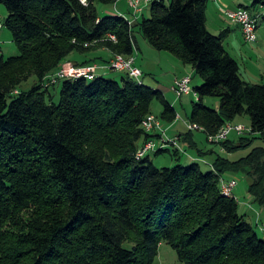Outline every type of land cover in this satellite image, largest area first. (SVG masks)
<instances>
[{
	"label": "trees",
	"instance_id": "obj_1",
	"mask_svg": "<svg viewBox=\"0 0 264 264\" xmlns=\"http://www.w3.org/2000/svg\"><path fill=\"white\" fill-rule=\"evenodd\" d=\"M118 1L0 0L8 13L4 29L19 51L8 58L0 52V264H154L162 244L182 264H264V224L239 212L236 187L229 197L221 193L227 175H243L251 204L264 206V147L229 159L250 147L249 135L264 137V84L241 78L223 46L228 31H208L207 0H157L149 18H132L131 25L112 9ZM260 8L264 0L236 8L254 21L256 41ZM231 24L247 43L241 26ZM135 32L201 80L192 89L191 79L189 93L180 96L196 99L178 147L168 143L141 157L142 145L161 138L142 125L152 103L162 106L157 118L166 140H175L166 126L178 120L143 75L137 81L109 62L106 75L95 67L90 79L47 84L72 54L107 49L114 57L133 56ZM31 78L33 86L21 90ZM207 98L218 100L215 108L205 105ZM243 115L250 126L236 142L229 140L234 132L209 141ZM197 133L218 152L199 150L192 141ZM165 153L175 164L156 167L152 157Z\"/></svg>",
	"mask_w": 264,
	"mask_h": 264
},
{
	"label": "rangeland",
	"instance_id": "obj_2",
	"mask_svg": "<svg viewBox=\"0 0 264 264\" xmlns=\"http://www.w3.org/2000/svg\"><path fill=\"white\" fill-rule=\"evenodd\" d=\"M163 1L165 2L166 5H169L171 0H163ZM241 3L244 6H250L251 5V1H248V0H242ZM119 6L121 8H124L123 3H120ZM150 7H151V4L142 8V11H141L142 13L141 14L139 13L137 18L140 19L142 16L144 18H149L150 17V14H149ZM98 8H99V6H98ZM112 9L114 11H116L114 9V7ZM124 15H126V14H124ZM7 16H8V13L6 11V8L4 7V5L0 4V22L4 23ZM129 16H130V14L128 15V19L131 18ZM126 18H127V16H126ZM259 25L260 26L257 29V35L259 36V38H262L263 41H262V45H260L259 48L254 51L255 54H261L262 51H264V21L260 20ZM209 30L212 31L213 29H211V27H210ZM212 32H214V31H212ZM0 33H1L0 34V48H1V53L3 54V56L5 58L17 56L19 54V51L17 50L16 45L12 42L9 32L6 29H3V31H1ZM6 34L8 36H6ZM135 36H136V43L138 44V47H140V49H141L140 53L138 51L139 56L137 55V51L135 52V56H137V58H138V65L144 70V68H146L145 64L151 58L150 54L146 53V48L150 49V51H152V53H153V55H155V57H158L160 52L156 51L152 47L150 48V46L146 43V41L143 38V36L141 35V33H136ZM256 43L257 42L252 43V44L251 43L247 44L245 46L246 47L245 49H249V50L252 49L253 50L256 47ZM161 53H163V52H161ZM164 53L166 54L167 52H164ZM249 53H251V52H249ZM72 55H74V54H72ZM72 55H70V56H72ZM230 55H231V57L236 59L237 62H241L242 58L244 59V57L239 56V54L237 52H233L232 50H230ZM246 60H247L246 63L250 65V68L255 67L259 63H263L261 60L256 61L255 56L248 57ZM171 61H173V60H171ZM176 62L180 63L178 61H173V62L168 64L165 60H162V64H163V66H162L157 60H155L154 61L155 64L151 65V67L155 73L153 74L152 77L144 76L143 79H144V82L146 84H148L150 86H154L156 88L160 87V86H157L158 83H160L161 86L165 87V88H168V86H169L168 91L164 92V96L169 101V103L174 107L178 120L171 123V125H167L166 127H169V128L171 127L170 128L171 133L176 134V133L180 132V134H183L186 132V125L185 124L188 122L187 120H188V117H189L190 112H191V106H192V103L194 102V100L196 99V97H194V94H191L189 96H183V97L177 98V96H175V94L170 91L171 90L170 87H172L171 86L172 76H174V74L176 72H178L177 68L179 67V64H176ZM173 64L175 65L174 69H173ZM68 65L73 66V63L67 62L63 65V67L64 66L66 67ZM144 65H145V67L143 68L142 66H144ZM180 65H182V64L180 63ZM188 68H189V71L193 75L191 88L193 89L195 87L200 86L201 85L200 78L194 73V71L190 68V66ZM160 69H162L163 71H169L170 73H173L171 76L168 77V78H171L169 85H168V83H166L167 78L162 75ZM262 71L264 73V70H262ZM145 72H146V74L148 73V71H145ZM34 83H35V79L31 78L27 83H24L22 85L21 90H24V91L29 90L33 86ZM53 98H54L53 99L54 103L58 102L59 87H56ZM217 103H218L217 99H213V98L205 99V105H207L208 107H211V108L214 107L215 108V105ZM151 110H152V113H154V115L152 114V115H148V116L157 117V116H159V114L162 111V106L157 101H154L151 105ZM155 114H156V116H155ZM235 123H240L246 127L250 126L249 118L247 116H244V115L237 118L235 120ZM255 136L249 135V138H253V137L255 138L252 140L250 147H247L246 149L238 150L234 153H231L229 159L237 160L240 157L245 156L254 147H259V146L264 147V137H260V135H255ZM238 137H239L238 135H236L235 133H232L229 136V140L232 142H236ZM199 138L202 140L201 143H202L203 147H205L207 150H214V151L218 152V147L211 145V144H208L205 140V137L202 134H199ZM152 160H153L154 165L158 168L172 167L175 164L173 157H171L170 154H168V153L158 155L154 158L152 157ZM200 165H201V167H204L203 168L204 171H207V166H203V164H200ZM226 177H229V176L227 175ZM235 178L237 181V186L234 189V194H235L237 200H239V205H240L239 206V212H243V210H244V208H243L244 204L243 203H244V198L246 196L248 180L243 175H238ZM246 204L251 205L248 203H246ZM255 208L257 209V210L254 209V212H257L256 218L258 215L259 216L261 214L264 215V206H262V207L255 206ZM250 216L254 217V214L251 211H250ZM154 264H182V263H180L178 261L175 252L171 249V247L169 245L162 244L159 248L158 256H157Z\"/></svg>",
	"mask_w": 264,
	"mask_h": 264
},
{
	"label": "crops",
	"instance_id": "obj_3",
	"mask_svg": "<svg viewBox=\"0 0 264 264\" xmlns=\"http://www.w3.org/2000/svg\"><path fill=\"white\" fill-rule=\"evenodd\" d=\"M207 1H208V4H207V10H206V26H207L208 31L211 34L215 33L214 35H216V34L219 35L220 33L224 32V31H228L227 36L225 37V40L223 42V46L229 55H230V50H232L233 52H237L239 54V56L244 57V59L242 58L241 62H238L239 66H240L239 71H240L241 78L244 81L251 83V84H264V73L262 71V70H264V51H262L261 54H255V52H254L255 50H257L259 48L260 45H262L263 39L259 38V36H258V40L256 41L257 42L256 47L253 50L252 49H250V50L245 49L246 48L245 46L247 45V43L245 44V42L243 41L239 27L231 24V22L225 17V15H223L224 13L222 12V9L235 10L236 8L244 6L241 3L242 0H207ZM248 1L252 2V0H248ZM120 3H123L124 8H121L119 6ZM115 6H116L115 10L117 9L116 13L121 12L122 15H124V14L129 15L130 14L129 17L133 18V15H134L133 11L128 7L125 0H120L119 2H117V4ZM146 6H147V4H144V3L141 4L142 8H144ZM103 12L104 13L108 12V10L103 9ZM261 13L264 14V9H262V8H260L259 10H256V12H254L255 15H261ZM138 14H136L135 17H138ZM210 27H211V29H213L212 31H214V32L209 30ZM3 29L1 31H3ZM6 36H8V35L6 34ZM136 45H137L136 51H137V55H138V51L140 53L141 49H140V47H138L137 43H136ZM150 48H151V46H150ZM0 52H1V48H0ZM249 52H251V53H249ZM146 53L150 54L151 58L145 64L146 68H144L145 65L142 66L144 68V70L138 65L137 56H135V54L133 55L134 65L141 70L143 77L144 76H150V77L153 76V74L155 72L152 69L151 65L155 64L154 63L155 60H157L162 66H163L162 60H165L168 64L173 62V61H178L177 59L172 57L169 53L165 54L164 52L163 53L160 52V54L158 53L159 54L158 57H155V55H153L152 51H150V49H148V48H146ZM251 56H255L256 61L261 60L263 63H259L255 67L250 68V65L246 63L247 62L246 59L248 57H251ZM113 57L114 56L107 49H99L96 51H92L90 53L74 54L72 56H69L68 62L74 63L77 61L78 62H84V61L90 60L91 61L90 65H94L96 67V71L98 74L106 75L107 73H109L108 70L106 69V67ZM171 60H173V61H171ZM178 62H180V61H178ZM180 63L176 62V64H179V67L177 68L178 72H176L174 74V76H172L171 86H173L172 83L174 82L175 79H179V78H182L185 76H189V77H191V79L193 77L192 73L189 71V68H188L189 66L183 65L182 63H181L182 65H180ZM174 68H175V65L173 64V69ZM145 71H148V73L146 74ZM160 71H161L162 75L167 78L166 83H168V85H169L171 78H168V77L171 76L173 73H170L169 71H163L162 69H160ZM143 77H142V80L144 81ZM157 86H160V87L156 88L154 86L149 85V87L154 88L156 90H160L163 93L168 91V89H169V86H168V88H165V87H162L160 83H158ZM175 96H176V94H175ZM164 98H165V96H164ZM165 100L168 101L166 98H165ZM153 115H154V113H153ZM155 116H156V114H155ZM161 124L163 125V127H165L164 123H161ZM170 128L168 127V132H167V135L169 138H173V137L177 138L179 135H182V134H180V132L176 133V134L171 133ZM199 134L200 133L193 134L192 141L196 144V146H198V149L202 151L205 149V147H203V145L201 143L202 140L199 138ZM220 152H223L222 148H220ZM223 153H225V152H223ZM192 155L196 157V152H194ZM225 178L231 179L233 177L229 176V177H225ZM247 188H248V185H247ZM250 202H252V201H251L250 196L248 195V191L246 190V196L244 198V203H243L244 204L243 205L244 210L241 213L246 217V219L249 223L255 224L257 222V219L260 218L259 220H260L261 224H264V215H262V214L260 216L258 215L259 217L257 216L258 218L256 219V213L257 212H254V209L257 210L255 208V206H257V205L251 204ZM246 203L251 204V205H247ZM250 211L254 214V217L250 216Z\"/></svg>",
	"mask_w": 264,
	"mask_h": 264
},
{
	"label": "built area",
	"instance_id": "obj_4",
	"mask_svg": "<svg viewBox=\"0 0 264 264\" xmlns=\"http://www.w3.org/2000/svg\"><path fill=\"white\" fill-rule=\"evenodd\" d=\"M128 7L133 11V18L138 13H141L142 7L141 4H151L157 0H125ZM116 5V4H115ZM225 17L232 23L238 24L242 28V32L244 35V39L247 43H254L256 42V34H255V26L254 21L250 19L248 13L242 9L236 10H229V9H222ZM120 14V13H119ZM134 19L129 21L128 23L131 25ZM3 29V23L0 22V31ZM113 39L114 37L111 36ZM109 68L117 71V72H126L128 75L134 79H139L142 77V72L139 68L134 65V58L133 56L125 58L121 55H116L109 63ZM95 71V66H84L80 68H75L72 65L64 66L62 69L57 72L56 74L49 77V81L47 84H53L56 82L57 79H69V78H91ZM191 77L185 76L179 79H175L173 82V86L171 87V91L176 94L177 97H180L184 94H188L190 91ZM143 127L147 132L154 131L161 134V138L159 137L158 144L152 141L146 142L138 149V156L141 157L144 154L154 151L157 147L166 146V144L171 143L172 145L178 147V144L175 140H166L165 139V131L162 129V124L157 117L147 116L142 123ZM248 129L243 125H236L235 127L231 125H226L219 130V132L215 136L209 137L210 142H221L227 139V136L230 135L232 132L236 133L237 135L243 134ZM237 182L236 180H228L221 182V193L229 197L232 194V190L236 187ZM264 231V229H263Z\"/></svg>",
	"mask_w": 264,
	"mask_h": 264
},
{
	"label": "bare ground",
	"instance_id": "obj_5",
	"mask_svg": "<svg viewBox=\"0 0 264 264\" xmlns=\"http://www.w3.org/2000/svg\"><path fill=\"white\" fill-rule=\"evenodd\" d=\"M115 1V0H114ZM118 1V0H117ZM119 2V1H118ZM116 7V6H115ZM117 10V9H116ZM130 11V10H129ZM132 12V11H131ZM130 13V12H129ZM111 14V13H110ZM117 14V13H116ZM124 14V13H123ZM132 14V13H131ZM122 16V15H121ZM125 16H127V18H128V15H125ZM135 22V21H134ZM134 24V23H133ZM76 65V64H75ZM79 66V65H78ZM114 72V71H113ZM116 73V72H115ZM141 80V79H140ZM150 135V134H149ZM154 136V135H153ZM174 138V137H173ZM172 138V139H173ZM175 139H176V137H175ZM178 142V141H177ZM181 142V141H180ZM167 145V144H166ZM220 145V144H219ZM181 147V146H180Z\"/></svg>",
	"mask_w": 264,
	"mask_h": 264
},
{
	"label": "clouds",
	"instance_id": "obj_6",
	"mask_svg": "<svg viewBox=\"0 0 264 264\" xmlns=\"http://www.w3.org/2000/svg\"><path fill=\"white\" fill-rule=\"evenodd\" d=\"M152 4V3H151ZM3 28H4V26H3Z\"/></svg>",
	"mask_w": 264,
	"mask_h": 264
}]
</instances>
